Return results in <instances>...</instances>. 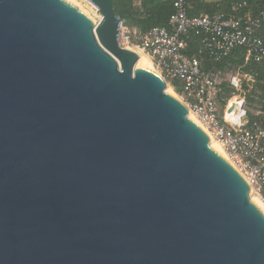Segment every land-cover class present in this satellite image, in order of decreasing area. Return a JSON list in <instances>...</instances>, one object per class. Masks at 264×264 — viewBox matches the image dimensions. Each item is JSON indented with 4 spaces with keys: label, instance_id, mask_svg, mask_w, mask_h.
I'll list each match as a JSON object with an SVG mask.
<instances>
[{
    "label": "water",
    "instance_id": "1",
    "mask_svg": "<svg viewBox=\"0 0 264 264\" xmlns=\"http://www.w3.org/2000/svg\"><path fill=\"white\" fill-rule=\"evenodd\" d=\"M92 1L0 0V264H264L248 181Z\"/></svg>",
    "mask_w": 264,
    "mask_h": 264
},
{
    "label": "built area",
    "instance_id": "2",
    "mask_svg": "<svg viewBox=\"0 0 264 264\" xmlns=\"http://www.w3.org/2000/svg\"><path fill=\"white\" fill-rule=\"evenodd\" d=\"M84 1L98 23L102 19L99 7L92 0ZM135 3L139 4L140 0ZM173 5L175 11L167 26L141 30L122 21L119 43L124 47L131 44L148 53L154 67L166 79L181 87L180 94L208 124L230 158L246 175L252 188L251 197L259 199L264 208V110L259 108L252 112L246 102V92L252 87L255 77L242 71L241 66L234 73H228V67L218 71L205 67V55L212 62H221L235 49L244 48V64L254 62L264 69V36L261 32L264 0H239L231 5L229 11L213 14L202 12L190 15L188 0H174ZM192 35L201 38L197 56L185 51ZM220 74H225V82L235 91L224 97L226 104L219 118ZM234 96L243 102V111L248 114L243 124L232 122L231 112L227 111ZM250 115L256 118L251 119Z\"/></svg>",
    "mask_w": 264,
    "mask_h": 264
},
{
    "label": "trees",
    "instance_id": "3",
    "mask_svg": "<svg viewBox=\"0 0 264 264\" xmlns=\"http://www.w3.org/2000/svg\"><path fill=\"white\" fill-rule=\"evenodd\" d=\"M136 0H113L114 9L123 19L124 23L128 25L137 26L141 30H146L152 26H167L171 14L175 11L174 0H140V3H135ZM239 0H188V13L190 15L199 14L202 12L213 14L218 11H229L231 5ZM264 36V25L261 28ZM201 47V38L198 35H192L188 40L185 51L191 56L199 55ZM245 49L237 48L228 57L221 62H212L208 60L205 55V67H213L216 71L224 70L230 65L241 66L242 71L254 75L255 81L252 87L246 92L249 100H254L250 96L251 93L256 92V88L264 93V69L251 62L244 64ZM175 88L180 91L181 87L176 82H173ZM220 86V87H219ZM218 87L220 88L221 96L229 97L234 88L229 87L227 83L221 82ZM226 93L224 94L223 93ZM249 94V95H248ZM247 102V100H246ZM264 110V94L261 99L257 100ZM251 119L256 118L250 115Z\"/></svg>",
    "mask_w": 264,
    "mask_h": 264
},
{
    "label": "bare ground",
    "instance_id": "4",
    "mask_svg": "<svg viewBox=\"0 0 264 264\" xmlns=\"http://www.w3.org/2000/svg\"><path fill=\"white\" fill-rule=\"evenodd\" d=\"M77 3H79L77 0H75ZM80 4V3H79ZM81 7H83L85 10H87L90 14L92 11H90L89 8L83 6V5H79L78 8L80 9ZM92 15V14H91ZM95 24H97V21L95 22ZM127 48L129 49H132L133 51H135L137 54H138V58H137V61H136V64L135 66L137 65L138 61L139 62H143L145 63L146 65H148L149 67H151L154 71H156L158 74H160L165 80H166V83H167V89L169 90L170 89V85L167 81V79L164 77V75L162 73H160L159 70H157L154 65H153V62H152V59L151 57L148 55V53H146L145 51L137 48L136 46L135 47H131L129 45H127ZM178 99L180 101L183 102V104L189 109V112H188V115L190 116L191 114L199 121V123L203 126V128L208 132V134L213 138L210 142L211 144H213L214 142L223 150V152L225 153V155L228 157V159L232 162V164L237 168V170L244 176V178L248 181L249 185L251 186L250 184V181L248 180V178L246 177V175L243 173V171L239 168V166L230 158L229 156V153L227 152V150L225 149V147L220 143V141L218 139H216V137L213 135L212 131L210 130L208 124L203 121L188 105V103L185 101L184 97L182 95H178L177 94ZM237 99L236 96H234L232 98V101H235ZM228 118H230V116H228ZM251 194V192H250ZM252 195V194H251ZM252 198L257 202V204L259 205V207L264 211V208L261 204V202L259 201V199L255 198L254 196H252Z\"/></svg>",
    "mask_w": 264,
    "mask_h": 264
},
{
    "label": "rangeland",
    "instance_id": "5",
    "mask_svg": "<svg viewBox=\"0 0 264 264\" xmlns=\"http://www.w3.org/2000/svg\"><path fill=\"white\" fill-rule=\"evenodd\" d=\"M81 5H83V6H85V7H87L88 8V6H87V4H86V2L84 1V0H77ZM91 11V10H90ZM91 14H92V12H91ZM92 16L94 17V15L92 14ZM95 18V17H94ZM97 21V20H96ZM129 46H131V47H135V46H133V45H131V44H129ZM238 69V67L237 66H234V65H230L229 67H228V73H234L236 70ZM227 77L225 76V74H220V79L222 80V82H224V83H226L225 81V79H226ZM167 81H168V83H169V85H170V89H169V91L170 92H172L176 97H179V96H177V94L179 95L181 92L180 91H178L176 88H175V86L173 85V81H171V80H169V79H167ZM220 87V86H219ZM166 88H167V86H166ZM223 93H224V91H223ZM240 93V92H239ZM224 94H226V93H224ZM264 93H262V91L260 90V89H257L256 88V92L255 93H251L250 94V96L251 97H253L254 98V100H249V99H246L247 100V107L250 109V111H252V112H256L259 108H261V105L257 102V100H259V99H261V95H263ZM180 95H182V94H180ZM249 95V94H248ZM227 97V96H226ZM246 98H247V95H246ZM219 108H220V113H219V118H220V114L222 115V113H223V108H224V105H222L221 103L219 104Z\"/></svg>",
    "mask_w": 264,
    "mask_h": 264
},
{
    "label": "crops",
    "instance_id": "6",
    "mask_svg": "<svg viewBox=\"0 0 264 264\" xmlns=\"http://www.w3.org/2000/svg\"><path fill=\"white\" fill-rule=\"evenodd\" d=\"M219 85H220V84H219ZM219 85H218V86H219ZM219 89H220V88H219Z\"/></svg>",
    "mask_w": 264,
    "mask_h": 264
}]
</instances>
